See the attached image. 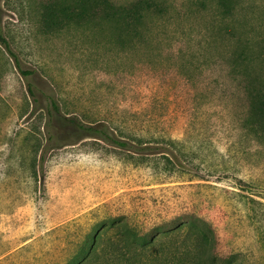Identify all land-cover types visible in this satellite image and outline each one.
Returning <instances> with one entry per match:
<instances>
[{"label":"rangeland","instance_id":"obj_1","mask_svg":"<svg viewBox=\"0 0 264 264\" xmlns=\"http://www.w3.org/2000/svg\"><path fill=\"white\" fill-rule=\"evenodd\" d=\"M49 1L0 0V264H66L112 217L147 233L183 215L211 224L219 257L264 264V144L232 68L244 49L264 78V0H157L120 37L53 26Z\"/></svg>","mask_w":264,"mask_h":264},{"label":"trees","instance_id":"obj_2","mask_svg":"<svg viewBox=\"0 0 264 264\" xmlns=\"http://www.w3.org/2000/svg\"><path fill=\"white\" fill-rule=\"evenodd\" d=\"M45 5L49 23L53 26L98 22L102 26H111L118 37L125 30L139 31L150 15H160L164 11L163 5L157 0H50ZM221 5L226 7L224 1ZM224 12H227L226 8ZM0 42L5 44L1 34ZM233 61V70L244 77L242 87L247 109L242 128L264 144V78L250 69L255 59L244 49L234 53ZM20 72L26 78L30 97L34 98L35 91L42 92L35 78L28 77L27 71ZM49 106L59 116H63L53 98H50ZM69 122L89 131L98 128L84 127L73 118ZM104 140L117 148L136 152L134 145L109 136V133H105ZM147 154L156 152L149 151ZM108 222L107 225L100 224L93 233L86 235L66 264H234L232 256L221 258L217 255L214 230L208 221L199 216L176 217L147 233L137 231L125 217H112Z\"/></svg>","mask_w":264,"mask_h":264}]
</instances>
